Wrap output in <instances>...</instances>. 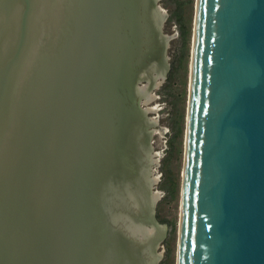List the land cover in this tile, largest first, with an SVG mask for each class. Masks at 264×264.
I'll list each match as a JSON object with an SVG mask.
<instances>
[{"label": "water", "instance_id": "water-1", "mask_svg": "<svg viewBox=\"0 0 264 264\" xmlns=\"http://www.w3.org/2000/svg\"><path fill=\"white\" fill-rule=\"evenodd\" d=\"M156 2L63 0L58 25L37 39L40 1L0 0V264H18L23 254L28 264H68L75 249L79 264H159L152 252L166 235L154 240L134 230L160 226L158 202L142 213V198L151 201L156 187L149 174L143 181L149 146L143 136L146 152L126 161L122 145L135 116L145 114L138 96L150 86L136 87L155 62L138 73L139 43L148 5L159 15ZM70 33L80 46L73 67ZM36 46L44 61L66 57L68 71L60 78V62L28 105V84L43 60L20 80ZM191 66L177 264H264V0H197ZM85 104L99 111L101 134L118 128L120 155L106 165L107 146L104 162L97 149L93 167L81 156L83 163L65 169L56 126ZM27 106L29 120L8 153Z\"/></svg>", "mask_w": 264, "mask_h": 264}, {"label": "rangeland", "instance_id": "rangeland-1", "mask_svg": "<svg viewBox=\"0 0 264 264\" xmlns=\"http://www.w3.org/2000/svg\"><path fill=\"white\" fill-rule=\"evenodd\" d=\"M155 6L161 8V17L157 16L164 21L160 29L161 22L153 12L149 14L148 5L139 43L138 73L154 62V78L158 77L159 69H167L168 73L166 80L159 81L161 85L152 91L151 102L145 103L146 96H138L145 114L135 116L133 123L135 121L137 127L126 132L122 145L126 161L140 153L139 137L144 136L152 148L156 161L151 176L156 185L153 193L159 195L156 206V218L160 223L158 232L163 237L166 235L164 242L152 252V261L177 264L197 0H158ZM182 29L186 32L185 39L181 38ZM145 85L146 81L139 82L136 91H142ZM151 119L156 123L155 128Z\"/></svg>", "mask_w": 264, "mask_h": 264}, {"label": "bare ground", "instance_id": "bare-ground-1", "mask_svg": "<svg viewBox=\"0 0 264 264\" xmlns=\"http://www.w3.org/2000/svg\"><path fill=\"white\" fill-rule=\"evenodd\" d=\"M40 1V9L37 12V15L35 17V22L37 24V28H38V33H37V39H39V34H43L44 31H46L47 26H56L58 25L59 19H60V15L58 13L59 10V6L61 4V2L63 0H39ZM76 1V0H75ZM123 3L125 2V0H120ZM161 8H159V16L161 17ZM157 19L160 20V18L156 15ZM43 29V30H42ZM68 36V35H67ZM10 36L8 35V33H6V39H5V44H6V48H8V44L10 45ZM76 36L75 34H71L70 33V39L72 41V50L71 53L74 55V59H73V65L77 64L79 61V44L77 45L76 42ZM69 41V37L67 39ZM38 41V40H36ZM67 42V41H66ZM65 42V43H66ZM64 43V44H65ZM37 46L34 48V51H32V53L30 54L29 58H26V62L27 65L25 67V69L23 70L24 76H21V80L20 82L24 79V77L27 75V71H29L33 66V61L37 60L38 58H40V60H43L44 58L39 55V52L37 53ZM60 52V51H59ZM62 53H63V49H62ZM59 54V53H58ZM28 57V56H27ZM46 59V58H45ZM65 58L60 57L59 59L55 60L54 62H50L49 60H43V64L40 66V68H38V70L36 72V74L34 75L33 80L29 81L28 84V90L29 92H31L30 96L27 99V104L30 105V99L34 94V90H41V88L43 87V85H45V83L53 78L55 76V73L59 70V63L61 62L62 68L65 67L64 71L60 74V78L68 71V65L65 62ZM36 62V61H35ZM53 65V66H52ZM192 67V66H191ZM154 69V68H153ZM34 71V68L31 69L29 75ZM149 71V70H148ZM147 71V75L145 78H147V85L143 86V90H147V87H149L150 91L146 92V101L145 103H149L152 101L153 96H152V91L155 90L156 88H158L161 84L159 83V81H162V83L166 80L165 79V75H167V69L164 70H160L159 69V74L157 78L153 77V73H148ZM59 72V71H58ZM22 74V73H21ZM28 75V76H29ZM56 77L53 78V80ZM59 78V79H60ZM154 78V79H153ZM12 89H11V94H12V98H11V102L14 101V94H16V86L14 85V80L15 77L13 75L12 77ZM19 80V79H18ZM94 85V84H93ZM20 84H19V89H20ZM91 91V88L89 89V92ZM93 101H96V97H95V92L92 91L90 92ZM88 97L89 99V95L86 96L83 101ZM79 99V97H78ZM75 103H78V100H74ZM13 104H11L12 107ZM80 106V105H79ZM10 107V109H11ZM29 107L27 106L26 108V118H24L22 116L21 122L18 125V128L14 131L11 130V132L9 133V137H8V142L7 143V147H8V153L11 151L12 149V143H13V135L17 134L21 131L24 130V122H26L27 120V115H28V111H29ZM77 107V105H76ZM7 112H11V110H9L8 108H6ZM78 110H74L71 113H66L65 115H63V124L61 126H56L57 131L55 132L54 136L56 138V142L58 145V151L59 153L64 151V158H65V163H64V168L68 169V165L67 163H74L76 162V167H78L82 162V157L83 156V160L84 159H88L89 158V165L90 168L93 167L96 163V150H99V158L98 161L101 160L104 162V155L106 147L108 146L107 150H109L108 154H109V158H105L106 160V165H110L112 164V162H114L116 155L118 156L119 150H120V146L119 143L117 145V141L118 140V134L119 133H114V130H117L118 128L111 129V131L109 132V134H101V125H100V114L99 111L97 110L96 106H93L91 104H85L83 106V108L81 109L80 112H77ZM149 112V111H148ZM24 118V119H23ZM29 120V118H28ZM153 124H154V128L156 127V123L151 119L150 120ZM112 126H114L112 124ZM153 128V130L150 133V136L153 137L154 133H155V129ZM117 132V131H115ZM116 135V136H115ZM14 139V138H13ZM142 136L139 137L138 139V143L140 144V152L144 151L146 152L147 149H144L146 142L144 140H142ZM57 148V146H56ZM101 148V150H100ZM112 150V151H110ZM148 154L145 153V159L146 162L149 165H151V171L150 173H148V171H144L143 172V181L144 183H148V174L150 177V181L149 184L152 185V183H155V179H152L151 176L153 175V169H154V165L156 163V161H154V156H153V151L152 148H148ZM50 154V153H48ZM106 156V155H105ZM67 157H68V161H67ZM104 157V158H103ZM56 162V161H55ZM75 167V168H76ZM76 173V171L74 172ZM89 174L91 176V171H89ZM94 179V175L92 180ZM154 185V184H153ZM134 196H136V194H134ZM84 197L80 198L79 204L81 203L82 199ZM150 198L151 201L149 199H145L142 198V213L146 210H150V208L153 206V203L157 202V199L159 198V195L154 194L153 193V189H150ZM144 199V200H143ZM59 201H61V198H58ZM141 201V200H140ZM74 204V203H72ZM84 204V203H83ZM76 205V204H75ZM73 217V216H72ZM72 219H70L69 224L71 222ZM117 221L120 222V219H117ZM68 224V225H69ZM158 228H160L159 225H157V227H155V225L153 226H149V227H138L135 226L134 230L137 233H145V234H149L150 236H152V238L157 239V237L159 236V239H161V237H163L162 234H160L158 232ZM87 231L89 230L87 227L85 228ZM92 231L94 230V227H92L91 229ZM96 232V231H95ZM14 239V237H13ZM4 246L1 245V249H3ZM12 249L14 251V253L16 252V246L14 244V246H12ZM75 252H69L67 251V260L69 261L68 264H79L77 261H75V256H77V249L74 250ZM13 253V254H14ZM23 261L18 263V264H28V259L25 258L24 254H23ZM14 259L17 260L18 256H14ZM25 260V262H24ZM90 263V262H89Z\"/></svg>", "mask_w": 264, "mask_h": 264}, {"label": "trees", "instance_id": "trees-1", "mask_svg": "<svg viewBox=\"0 0 264 264\" xmlns=\"http://www.w3.org/2000/svg\"><path fill=\"white\" fill-rule=\"evenodd\" d=\"M178 22H179V24H181L180 19H178ZM185 37H186V32H185L184 29H182V31H181V38H182V39H185Z\"/></svg>", "mask_w": 264, "mask_h": 264}]
</instances>
